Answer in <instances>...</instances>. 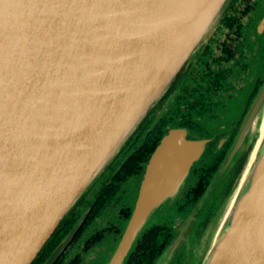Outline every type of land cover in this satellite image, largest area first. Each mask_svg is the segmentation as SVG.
<instances>
[{"label": "water", "instance_id": "1", "mask_svg": "<svg viewBox=\"0 0 264 264\" xmlns=\"http://www.w3.org/2000/svg\"><path fill=\"white\" fill-rule=\"evenodd\" d=\"M232 1L75 0L53 33L37 40L31 38L54 5L41 3L25 18L22 0H0V26L10 27L0 30V46L19 57L13 65L0 55V264L33 263L186 62L207 45ZM20 22L23 30L15 28ZM184 133L171 130L152 154L106 264H127L140 235L156 219L163 222L160 214L191 180L203 145ZM246 151L199 264H264V82L205 195L153 264L170 263ZM79 224L44 264H54Z\"/></svg>", "mask_w": 264, "mask_h": 264}, {"label": "flooded vegetation", "instance_id": "2", "mask_svg": "<svg viewBox=\"0 0 264 264\" xmlns=\"http://www.w3.org/2000/svg\"><path fill=\"white\" fill-rule=\"evenodd\" d=\"M263 18L264 0L232 1L207 45L186 62L122 152L91 187L86 205L78 208L79 217L65 238L79 221L80 224L54 264L107 263L135 209L152 154L171 130L183 129L187 141L203 145V154L191 180L164 210L168 219H156L152 224L167 225L175 232L176 218L182 222L205 195L264 82V29L260 28ZM247 153H242L205 202L187 243L179 246L169 264H197L193 257L195 246L214 223ZM124 167L126 173H132L120 180ZM114 182L116 191L104 206L96 207L102 192Z\"/></svg>", "mask_w": 264, "mask_h": 264}, {"label": "trees", "instance_id": "3", "mask_svg": "<svg viewBox=\"0 0 264 264\" xmlns=\"http://www.w3.org/2000/svg\"><path fill=\"white\" fill-rule=\"evenodd\" d=\"M122 150L120 151V153L122 152ZM131 173H126L125 167H124L118 177L121 180V179H124L125 176H128ZM116 183L117 182H114L110 187H108L102 192V194L96 201V204H95L96 207L105 205V203L109 199L108 197H110L111 194H113L116 191ZM87 193L83 196V198L79 201V203L73 208V210L69 213V215L64 219V221L55 230V232L52 234L49 241L43 247V249L38 254V256L35 258L32 264H44L45 261L51 255V253L54 251V249L61 243V241L69 233V231L75 225L77 218L79 217L80 212L78 208L82 204L85 206L87 203V199H86L88 195ZM95 209L96 208H94V210ZM93 214L94 213L92 212L91 215ZM152 224L140 235L139 239L137 240V243L135 244L132 250V253L128 259L127 264H153L156 258L164 250L166 245L170 242L175 232L173 233L167 225L166 226H163V225L155 226Z\"/></svg>", "mask_w": 264, "mask_h": 264}, {"label": "bare ground", "instance_id": "4", "mask_svg": "<svg viewBox=\"0 0 264 264\" xmlns=\"http://www.w3.org/2000/svg\"><path fill=\"white\" fill-rule=\"evenodd\" d=\"M74 2H75V0H22V5H21L22 14H23L22 17H25V18H31L34 13H38L37 10L39 9L41 3H43V5H48L50 3L54 5L53 9H50L49 11L46 12L45 17L42 20V23L35 30L34 34H38V35H34L31 39L41 40V38L43 36L52 34L54 31V28H55L56 21L59 19V17L61 16L62 13H64L65 11L72 8ZM38 3H39V5H38ZM8 28H10V27L5 25V22L3 21L1 26H0V30H5ZM15 28L19 29V30H23L24 26H23L22 22H20V24L15 26ZM6 51H7L6 46H0V55H1V53L5 54L6 62L12 63L13 65L16 63L19 64V62H18L19 57L15 56V55H8V52H6ZM17 67H18V65H17ZM255 154H256V152H254L252 154V156ZM240 186H241V183L239 182L237 192L236 191L234 192V194H233V196L229 202V205L226 209L225 215H224L223 220H222V224L225 221V217L230 212V209L233 205L234 199L236 198V195L239 191Z\"/></svg>", "mask_w": 264, "mask_h": 264}, {"label": "rangeland", "instance_id": "5", "mask_svg": "<svg viewBox=\"0 0 264 264\" xmlns=\"http://www.w3.org/2000/svg\"><path fill=\"white\" fill-rule=\"evenodd\" d=\"M218 28V27H217ZM166 108H164V110H165ZM235 183V182H234ZM234 185V184H233ZM233 187V186H232ZM231 191V190H230ZM230 193V192H229ZM229 195V194H228ZM228 195H227V197L224 199V201H223V203H222V205H221V207L219 208V210H218V213H217V216H216V218H215V220H214V223L211 225V227L208 229V231L206 232V234H205V236L203 237V239L200 241V243L198 244V246L196 245L195 247H196V253L194 254V260L196 261V263L197 264H199L200 263V261L202 260V258H203V256H204V254H205V252H206V249H207V247H208V245H209V242H210V239H211V236H212V234H213V231H214V228H215V223H216V221H217V219H218V217H220V214H221V212H222V208H223V206H224V204H225V202L227 201V198H228ZM169 207V204L167 205V207L164 209V210H166L167 208ZM164 210H163V212L160 214V219H162L163 220V222L165 221V220H167L168 219V216H166L165 214H164ZM183 221V220H182ZM159 222V221H158ZM181 222V219H177L176 218V220L174 221V223H173V226H176L177 228L180 226V224L182 223H180ZM180 223V224H179ZM176 228V229H177ZM188 240V239H187ZM187 243V241L186 242H184L183 244H186ZM188 246V245H187ZM189 248H190V246H188L187 247V250H189Z\"/></svg>", "mask_w": 264, "mask_h": 264}]
</instances>
